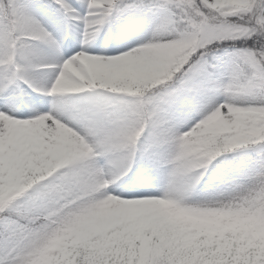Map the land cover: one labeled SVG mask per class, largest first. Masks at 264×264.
Returning <instances> with one entry per match:
<instances>
[{
    "label": "snow or ice",
    "instance_id": "obj_1",
    "mask_svg": "<svg viewBox=\"0 0 264 264\" xmlns=\"http://www.w3.org/2000/svg\"><path fill=\"white\" fill-rule=\"evenodd\" d=\"M0 264H264V0H0Z\"/></svg>",
    "mask_w": 264,
    "mask_h": 264
}]
</instances>
